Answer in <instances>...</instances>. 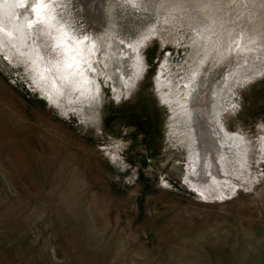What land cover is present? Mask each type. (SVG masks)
Segmentation results:
<instances>
[{
    "label": "rangeland",
    "instance_id": "1",
    "mask_svg": "<svg viewBox=\"0 0 264 264\" xmlns=\"http://www.w3.org/2000/svg\"><path fill=\"white\" fill-rule=\"evenodd\" d=\"M135 3L53 6L57 25L79 37L113 33L137 14ZM164 14L145 21L143 79L117 101L105 88L102 121L93 124L73 101L55 100L67 83L51 69L54 40L43 25L31 28L40 69L0 35V264H264V76L236 88L220 116L239 137L235 160L193 181L194 155L168 136L170 114L155 85L170 73L191 76L195 30L183 22L179 41H168Z\"/></svg>",
    "mask_w": 264,
    "mask_h": 264
},
{
    "label": "bare ground",
    "instance_id": "2",
    "mask_svg": "<svg viewBox=\"0 0 264 264\" xmlns=\"http://www.w3.org/2000/svg\"><path fill=\"white\" fill-rule=\"evenodd\" d=\"M156 2L158 0H139L140 8L135 18L130 15L125 23L121 21L119 26L115 23L116 30L111 27L110 31L115 35L107 30L84 35L88 37L87 46L96 44V51L91 56L94 71L85 73L91 83L83 86V90L81 85L65 84L64 90L57 87L55 100L59 105H64L67 100L73 101L75 104L71 103V108L81 111L85 119L92 124L99 123L102 121L100 119L107 100L105 88L110 90L116 101L127 98L137 88L147 68L141 53V46L147 43L145 37L148 32L143 34L148 23L145 21L157 16V12L148 5ZM213 2L219 7V12L215 9L208 10L209 14L214 16L215 23L211 25V31L204 33L203 37L197 33L202 31L205 25L199 23L198 18L189 19L190 16H195L191 8L186 7L184 11L176 13L178 18L167 24L164 23V17L161 28L164 29L168 41H179L181 36L177 32L178 25H183V22L195 30L190 38L191 50L188 55V63L191 65L189 67H193V70L190 72L191 76L182 79L172 76V73L165 78L159 76L155 85L159 102L167 106L170 114L167 124L168 136H174L177 144H186L189 152L194 155L193 172L189 176L198 183L207 182L211 175L219 174L220 169L224 171L226 162L235 160L239 150V137L227 132L228 130L220 125V116L225 110V103L233 104V91L236 88L264 76V45L258 43L260 33L264 32V20L260 18L264 0ZM25 3L26 10L12 8L11 20L7 19L8 4L0 3V16H3V26L7 31L13 30L12 26L17 23L24 26L27 40L23 44L19 40H12L11 43L21 45L25 64H33L40 69L39 66H43L40 61L43 55L33 42L31 29L26 27V22L34 19L31 12L33 3L31 0H25ZM221 5L223 7H220ZM143 10L148 13L145 14ZM157 23L149 22V30L155 31L159 26ZM64 28L69 30L68 27ZM132 32H135L133 36L130 35ZM84 36L74 38L82 39ZM237 44L241 46L239 50H236ZM57 75L61 77L60 73ZM50 78L55 80L52 76ZM173 79H176V82ZM76 92L78 94L74 102L72 94ZM236 111L237 108L232 105L228 113L235 114Z\"/></svg>",
    "mask_w": 264,
    "mask_h": 264
},
{
    "label": "snow or ice",
    "instance_id": "3",
    "mask_svg": "<svg viewBox=\"0 0 264 264\" xmlns=\"http://www.w3.org/2000/svg\"><path fill=\"white\" fill-rule=\"evenodd\" d=\"M128 2L131 7H137L135 0H128ZM0 3L8 4V20L12 19L13 7L25 10L27 8L25 0H0ZM53 5L54 0H34L31 6L34 19L28 20L26 27L31 29L35 24L39 23L47 29L46 34L54 40L52 48L57 57L55 62L51 63V69L60 73L61 79L65 80L67 84L73 86L81 85L83 90V86L91 83L85 73L86 71H94L91 56L96 51V44L92 43L91 46H87V36H84L82 39L74 38L63 26H58ZM230 6L234 7L235 5ZM243 6L247 7V5ZM148 7L157 12V14H159L160 10H164L166 12L164 23L166 24L178 18L176 13L184 11L186 7L191 8L195 16H190L189 19L196 20L198 18V22L205 25L204 29L197 33L201 37L204 36V33L210 32L211 25L215 23L214 16L209 14L208 10L215 9L216 12H219V7H217L213 0H158L156 3L149 4ZM220 7H223V5ZM260 18L264 20V6L260 9ZM12 28L13 30L6 31L3 26V16H0V35H6L9 41L19 40L23 44L28 38L24 26L17 23ZM53 32L56 33L55 36H52ZM228 35L231 38V33ZM148 38L145 37V39ZM258 43L264 45V32L260 33ZM97 92H99V88H97Z\"/></svg>",
    "mask_w": 264,
    "mask_h": 264
}]
</instances>
